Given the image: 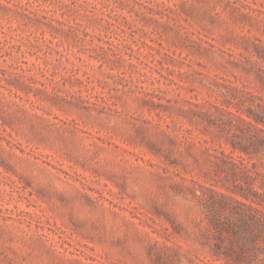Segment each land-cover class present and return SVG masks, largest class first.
Wrapping results in <instances>:
<instances>
[{
    "label": "rangeland",
    "instance_id": "rangeland-1",
    "mask_svg": "<svg viewBox=\"0 0 264 264\" xmlns=\"http://www.w3.org/2000/svg\"><path fill=\"white\" fill-rule=\"evenodd\" d=\"M263 74L264 0H0V264H264L192 194Z\"/></svg>",
    "mask_w": 264,
    "mask_h": 264
},
{
    "label": "trees",
    "instance_id": "trees-1",
    "mask_svg": "<svg viewBox=\"0 0 264 264\" xmlns=\"http://www.w3.org/2000/svg\"><path fill=\"white\" fill-rule=\"evenodd\" d=\"M214 86L207 88L215 101H205L209 107L200 114L217 129L227 150L207 154L214 173L204 175L210 183L200 185L199 197L196 189L192 194L203 201L218 238L264 250V74L262 96L218 81ZM252 157L259 165H248Z\"/></svg>",
    "mask_w": 264,
    "mask_h": 264
}]
</instances>
